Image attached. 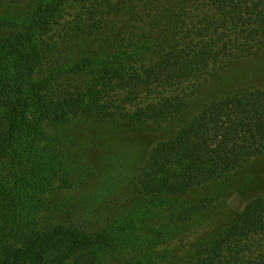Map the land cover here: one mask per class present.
<instances>
[{"label": "trees", "instance_id": "trees-1", "mask_svg": "<svg viewBox=\"0 0 264 264\" xmlns=\"http://www.w3.org/2000/svg\"><path fill=\"white\" fill-rule=\"evenodd\" d=\"M106 37L117 52L72 56ZM263 52L264 0H38L27 22L1 21L0 264H264V190L176 256L165 218L183 193L264 157V86L211 100L159 145L145 198L97 235L53 224L47 195L64 163L45 135L74 122L163 125Z\"/></svg>", "mask_w": 264, "mask_h": 264}, {"label": "rangeland", "instance_id": "rangeland-1", "mask_svg": "<svg viewBox=\"0 0 264 264\" xmlns=\"http://www.w3.org/2000/svg\"><path fill=\"white\" fill-rule=\"evenodd\" d=\"M37 2L0 0V22H27ZM102 48L108 53L119 49L107 37L85 40L73 46L72 56H88ZM262 86L264 52L218 73L196 95L186 112L163 125L116 120L47 128L46 138L59 146L64 163L53 179L54 192L47 195L53 224L75 228L86 235L101 233L145 198L142 178L159 145L175 138L182 126L200 115L211 100L236 90ZM263 190L264 157L234 171L221 182L183 193L177 215L171 217L170 212L165 213L166 219L176 222L171 243L178 250H173L174 256L217 224L236 219L249 200ZM77 261H84L80 254L74 259Z\"/></svg>", "mask_w": 264, "mask_h": 264}]
</instances>
